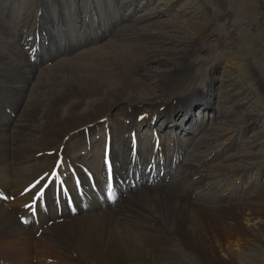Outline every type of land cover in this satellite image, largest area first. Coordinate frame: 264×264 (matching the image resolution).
I'll return each mask as SVG.
<instances>
[{
  "label": "bare ground",
  "instance_id": "6f19581e",
  "mask_svg": "<svg viewBox=\"0 0 264 264\" xmlns=\"http://www.w3.org/2000/svg\"><path fill=\"white\" fill-rule=\"evenodd\" d=\"M34 15L23 38L0 19V44L13 46H0V264H264V182L226 190L222 178L234 171L213 165L218 172L209 176V158L188 157L196 133L161 137L147 125L171 123L175 111L202 100L210 109L196 86L176 99L195 48L167 57L92 42L63 59L65 73L43 78L45 67L35 70L46 25ZM182 25L195 35L206 30ZM21 41L30 45L23 57ZM159 60L176 65L158 72ZM254 162L243 169L260 177L264 162ZM156 170L164 172L160 184L152 182Z\"/></svg>",
  "mask_w": 264,
  "mask_h": 264
},
{
  "label": "rangeland",
  "instance_id": "374dc122",
  "mask_svg": "<svg viewBox=\"0 0 264 264\" xmlns=\"http://www.w3.org/2000/svg\"><path fill=\"white\" fill-rule=\"evenodd\" d=\"M34 8L39 11L36 13ZM34 14L46 25L37 46L42 62L40 60L41 65H36L35 70L40 74L45 67L43 78H50L61 70L65 73L61 68L63 59L77 56L79 51L91 47L92 42L99 47L109 42L141 46L144 55L149 54L152 47L167 57H171V53L189 54L195 48L186 59L192 66L176 99L182 100L190 88L196 86L210 109L203 106L202 100L188 113L175 111L171 123L159 117L156 122L148 120L147 125L150 130H158L161 137L174 133L186 138V132L187 135L196 133L187 146L188 157L201 153L209 158L206 159L209 176L218 172L210 170L214 169L213 165L222 172L234 171L235 175L230 173L222 178V182L226 180L220 186L226 190H236L240 183L259 187L264 182V165L260 177L253 169H243L254 161L264 162V0H0V19L11 34L21 31L22 38L26 36ZM184 20L203 25L205 32L192 34L183 27ZM132 27L139 32L129 29ZM98 30L111 36L100 38L102 31ZM117 33L132 34L126 40L118 38ZM21 44L22 55L30 45L26 46L24 41ZM0 46L13 49L3 43ZM71 47L76 49L70 51ZM52 65H56L57 70L51 69L50 73L48 69ZM175 65L174 61L159 60L152 69L170 71ZM27 84L26 97L33 87ZM165 125L167 128L163 131ZM142 131L146 133L148 129ZM212 138H216L215 142L201 144ZM243 197L245 195L241 194L240 198Z\"/></svg>",
  "mask_w": 264,
  "mask_h": 264
},
{
  "label": "snow or ice",
  "instance_id": "6c2138e0",
  "mask_svg": "<svg viewBox=\"0 0 264 264\" xmlns=\"http://www.w3.org/2000/svg\"><path fill=\"white\" fill-rule=\"evenodd\" d=\"M53 175H55V173H53ZM112 177H110V179H111Z\"/></svg>",
  "mask_w": 264,
  "mask_h": 264
}]
</instances>
